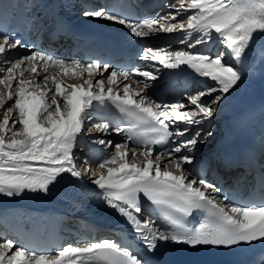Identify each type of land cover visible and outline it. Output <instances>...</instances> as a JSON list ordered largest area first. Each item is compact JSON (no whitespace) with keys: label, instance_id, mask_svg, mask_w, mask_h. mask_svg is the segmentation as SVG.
<instances>
[{"label":"snow or ice","instance_id":"1","mask_svg":"<svg viewBox=\"0 0 264 264\" xmlns=\"http://www.w3.org/2000/svg\"><path fill=\"white\" fill-rule=\"evenodd\" d=\"M165 7L173 11L138 19L106 7L83 15L117 23L140 39L179 33L185 48L146 47L140 59L169 70L187 67L205 80L208 86L187 94V103H157L147 91L159 79L154 71L67 61L0 31V195L47 194L64 174L78 180L87 174L144 248L140 254L103 239L40 252L0 237V264H152L148 257L162 244L230 249L264 243V197L237 202L187 167L197 145L213 135L192 127L211 123L215 106L243 82L244 57L264 35V0H170ZM214 41L224 50L196 51ZM20 47L30 54L9 59ZM65 77L81 82L67 84ZM101 108L117 110L123 126L106 118L92 123ZM110 131L124 141L97 137L92 143L112 151L80 161L76 150L86 137ZM170 141L162 151L154 147ZM149 204L159 215L141 219Z\"/></svg>","mask_w":264,"mask_h":264},{"label":"bare ground","instance_id":"2","mask_svg":"<svg viewBox=\"0 0 264 264\" xmlns=\"http://www.w3.org/2000/svg\"><path fill=\"white\" fill-rule=\"evenodd\" d=\"M58 2L59 0H36L35 11L39 13L37 16L38 33L43 32L45 34L49 31V29H51L54 11L58 5ZM169 2L170 0H166L161 7L155 10V15H164L173 11V9L165 7V5ZM171 2L174 3L176 0H171ZM98 20L109 22L104 19ZM179 38V33L171 35L158 34L154 37L144 38L143 41L147 47H171L172 50H179L185 48V45L179 42ZM221 47L223 46L214 41L208 45H199L196 51H210L215 54ZM39 48L40 46L36 47L34 45V50H38ZM68 51L69 50H61V58L67 61H72V57L69 55ZM27 54H30L29 49L20 47L9 55V59L19 58ZM261 56L263 57V60ZM80 62L82 63V61ZM139 67L140 69H146L157 73L159 79L151 82L152 86L147 89V91L151 97L157 101V103H162L157 98L156 92L164 83V75L167 72L173 70L164 69L159 64H153L142 59L139 62L137 68ZM243 67L246 72L243 82H241L231 92L225 101H223L220 105L215 106L217 108V112L214 114V119L211 121V123L205 122L203 125L192 127V131H195L196 128H202L204 131L211 130L213 135L208 137L205 142L199 143L197 145L195 152L192 153L194 156V164L187 167L194 169L193 175H196L199 170V163L202 160L208 161L210 167L208 168L207 173L203 176L199 174L198 178H203L214 184L216 181L214 176L216 174L214 176L211 175H213L214 170L217 172V170L221 167L219 165L220 160L218 159V153L220 150L219 147L220 144L225 142L230 135L233 116L239 111L240 104L245 98L251 96L260 87H264V35L256 37L255 43L252 44L251 48L247 51V54L244 57ZM182 68L187 67L182 66ZM188 70V76L182 87L175 92H173L174 88H170V90H172L167 92L162 104H172L178 101L187 103V94H195L196 92L203 90L208 86L205 80L196 77L190 69ZM53 71H57V69H53ZM41 75H43V73H41ZM105 75H107V73ZM26 78L34 79V77L30 75L26 76ZM137 79L143 78L137 77ZM80 82L81 81L75 78L65 77V83L67 84ZM128 83H131V81ZM133 87H135V85H133ZM98 121L99 119L95 115L91 122L95 123ZM97 137H101L106 140L110 139L113 141V143H120L125 139L122 135H117L115 132L111 131L106 136H104L102 133L95 132L92 136L86 137L87 143H83L82 146L76 150V154L80 158V161H83L85 156L95 157L98 161L99 159H102L104 156L108 155L109 151H112L111 149H104V146L92 143V140ZM93 170L95 171V164H93ZM60 179L78 180L74 177H71L69 174H64L63 178ZM81 179L84 182L91 183L92 178L85 174ZM67 203V200L55 192L49 193L44 199L33 198L23 194L14 197L0 195V218L3 219L0 221V237L14 240L18 245H22L17 237L13 236V233L9 231L10 225L17 222L24 225L25 227L30 226L34 230H42L44 228V223H46L61 224V229L71 234V237L64 241V246L82 241H90L87 234L76 230L78 226L75 224L76 221L74 219V214L69 212V209L66 207ZM2 232H5L6 235L2 236Z\"/></svg>","mask_w":264,"mask_h":264}]
</instances>
